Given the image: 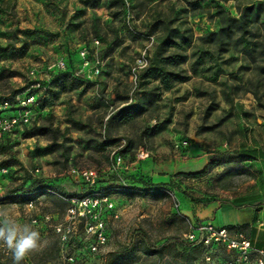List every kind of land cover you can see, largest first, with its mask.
Segmentation results:
<instances>
[{"label":"rangeland","instance_id":"rangeland-1","mask_svg":"<svg viewBox=\"0 0 264 264\" xmlns=\"http://www.w3.org/2000/svg\"><path fill=\"white\" fill-rule=\"evenodd\" d=\"M116 1L0 0V102L14 91L24 93L30 82L49 80L48 68L61 58L79 74L77 80L60 75L39 95L33 126H49L54 137L16 132L0 151V163H16L0 177V211L31 224L42 238L23 264H203L204 251L194 260L197 250L172 239L183 241L191 222L175 203L238 202L256 192L245 154L264 148V0H124L125 9ZM219 6L234 17L251 8L244 31L233 27L224 38L225 52L199 39L218 28ZM158 14L193 32L185 61L174 68L186 80L168 91L154 73L144 79L156 46V35L147 30ZM149 38L147 65L135 69L133 79ZM83 45L97 76L82 73L76 52ZM126 105L139 108L128 121ZM109 140L116 142L104 145ZM125 147L114 173L113 152ZM139 149L148 153L142 161L136 159ZM87 169L98 173L94 189L71 172ZM121 181L166 196L110 191ZM41 189L55 195H39L31 207L14 197ZM106 191L114 211L100 206L105 242L97 245L96 222L72 219L69 200ZM229 259L223 248L212 250L213 264ZM0 264H13L3 247Z\"/></svg>","mask_w":264,"mask_h":264},{"label":"built area","instance_id":"built-area-1","mask_svg":"<svg viewBox=\"0 0 264 264\" xmlns=\"http://www.w3.org/2000/svg\"><path fill=\"white\" fill-rule=\"evenodd\" d=\"M153 38H149V44L145 49L139 54L135 61V68L132 74V78H136L135 69L143 68L147 65L148 49L153 42ZM98 44L97 41L94 42ZM77 57L81 62V67L83 70V75L86 78H91L99 74V69L97 66L90 67V62L88 60V49L85 45L80 47L78 50ZM67 59L61 58L54 65L48 68L51 76L57 74L58 72L67 71ZM37 72L31 70L28 72L29 77H33ZM73 75L79 76V74L74 73ZM33 85L30 87L32 90H37L38 93H31L32 90L28 89L23 94L16 96L15 103L10 104L4 102L0 106V111L11 109L12 111L6 114L0 115V141L3 140L5 136H10L17 131H23L31 127L35 121L36 116L39 113L38 109V97L40 93H43L46 88L40 85V81H33ZM182 145H187V142H183ZM148 157V153L143 149H139L136 153L137 160H144ZM122 165V157L115 152L112 156V166L111 171L117 172V170ZM79 180L85 183L89 188L94 189L97 185L98 173L95 170L87 169L82 171H71ZM8 173L6 168L0 169V177L5 176ZM110 191L116 192H132V193H143L140 188H134L124 182H120L119 187L114 188ZM43 194L55 195L47 189H41ZM107 192L102 194L92 193L89 196L82 198L81 200L71 199L70 208L68 210L69 216L76 220H86L91 218L96 222V226L92 233L95 234L97 245H102L105 242L104 234L102 233L103 221L98 217V210L101 205L104 206L105 211L113 212V204L107 196ZM154 192V190L150 191ZM15 196H20L19 194H14ZM29 199L26 203L28 207H31L34 202L39 201L38 197L32 196V194L23 193L21 194ZM4 197L1 195L0 186V206L2 199ZM175 208H179V202L175 203ZM259 228H264V222L260 221L258 223ZM92 231V229H90ZM183 241L189 244L201 245L203 248L202 261L203 264H213L211 261V253L214 248H223L230 255V259L226 262L220 264H264V247L260 249H255L252 246L251 240L240 231H232L224 227H218L210 222H189L188 230L183 235ZM94 250V248H93Z\"/></svg>","mask_w":264,"mask_h":264},{"label":"trees","instance_id":"trees-1","mask_svg":"<svg viewBox=\"0 0 264 264\" xmlns=\"http://www.w3.org/2000/svg\"><path fill=\"white\" fill-rule=\"evenodd\" d=\"M222 1H227V0H222ZM116 2L122 7V9L126 8V2L124 0H117ZM250 10L251 8L242 10L240 11L238 17H234L231 16L227 11H225L223 8L219 6V8H217L218 28L215 31L205 34L199 39L202 41V43L206 45H213L216 49V52H225L227 43L225 42L224 38L231 33L233 27H238L242 32L244 31V20L247 19L248 12ZM178 20L180 19L176 18L175 21ZM172 23L173 21L171 19L158 14L149 24V29L147 30L148 35H156V41H155L156 46L153 54V60H149L150 63L144 71V79H148L151 76V74L154 73L155 76L159 79V83L162 86V89L165 91H168L171 88H173L176 83L186 80V77L182 76L178 71H175L174 68L185 61L183 52L186 51L188 48H190L193 44L192 29L188 27L184 22H179L177 25L174 26L172 25ZM74 73L75 72H72L71 70L58 72L57 74L51 76L49 80H47L46 82H40V85L45 87L46 88L45 91H47V87L49 86L50 81L55 78H58L60 75H64L76 80L79 79V76L73 75ZM33 83L34 82H30L27 89L31 87ZM36 91L37 90H32L31 93L32 94L37 93ZM17 93L18 91L12 92L10 99L3 98L2 101L0 102V106L4 102L14 104L16 96L23 94L22 92L18 94ZM41 100L42 97H38L39 113L41 111V105H40ZM124 109L126 110V114L123 116L124 121L133 119V117L138 113L139 110L137 106H131V105H126ZM11 111H12L11 109L0 111V115L9 113ZM17 132L21 133L25 138L32 137L38 134H44L47 132H50L52 137L55 136V131L52 130L49 126L45 127V126L32 125L28 129H24L23 131H17ZM6 138L7 136H5L2 141H0V151L6 150V144H3ZM115 142L116 141L109 140L106 141L104 145L112 146L113 144H115ZM126 147L123 150H120L116 153L118 155H122L124 152L127 151ZM14 164L16 163L13 160H5L0 163V169L6 168L8 170V173L3 177H8L10 175L11 169ZM200 175L201 174H195V175L184 174V176L192 177V178H197ZM98 184L99 182H97L96 186H98ZM133 187L136 188L137 186H133ZM141 190H143V193H133V194H138L142 197L148 194H152L154 196L156 195L166 196L165 193L154 190L150 186L142 188ZM152 190H154V192H150ZM42 194L43 193L40 194L36 193L35 197H38L39 195ZM20 196L23 197L20 198L22 200V203L26 204L27 202H29L28 198H26L23 195ZM20 196H14V197H20ZM15 199H19V198H15ZM172 239L184 250H188L190 252L197 250V255L195 256L194 260L198 259V256L201 255L203 252V248L201 245L189 244L185 241L178 240L177 238H172ZM163 247L164 245H161L158 248H155L154 250L158 252Z\"/></svg>","mask_w":264,"mask_h":264},{"label":"crops","instance_id":"crops-1","mask_svg":"<svg viewBox=\"0 0 264 264\" xmlns=\"http://www.w3.org/2000/svg\"><path fill=\"white\" fill-rule=\"evenodd\" d=\"M248 165L256 176L255 194L243 196L238 202L193 203L181 199L178 212L191 222H210L218 227L244 233L255 249L264 247V148L249 152Z\"/></svg>","mask_w":264,"mask_h":264},{"label":"clouds","instance_id":"clouds-1","mask_svg":"<svg viewBox=\"0 0 264 264\" xmlns=\"http://www.w3.org/2000/svg\"><path fill=\"white\" fill-rule=\"evenodd\" d=\"M41 234L29 223H19L6 211H0V247L11 254L13 264H23L25 258L39 249Z\"/></svg>","mask_w":264,"mask_h":264}]
</instances>
